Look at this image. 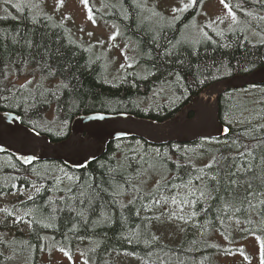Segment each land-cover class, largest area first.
I'll return each instance as SVG.
<instances>
[{"label": "trees", "instance_id": "obj_1", "mask_svg": "<svg viewBox=\"0 0 264 264\" xmlns=\"http://www.w3.org/2000/svg\"><path fill=\"white\" fill-rule=\"evenodd\" d=\"M137 1L120 0V8L106 19L135 43L140 71L107 84L101 57L78 43L65 26L32 2L0 0V112L15 114L23 126L59 142L69 136L71 122L80 115L128 114L161 123L178 115L214 82L264 67V40L253 43L241 29L211 32L194 46L181 39L205 0H197L173 24L157 30L139 23ZM228 2L252 30L264 31L260 19L264 4ZM32 77L37 80L31 87L18 82ZM164 82L171 83L176 101L145 110L142 104ZM218 109L219 120L228 128L219 140L160 146L137 138L110 142L101 157L81 170L57 162L22 164L8 153L0 154L10 161L0 167V194L41 185L32 199L16 205L30 215L33 230L22 245L0 242V264H17L28 252L35 258L44 236L68 251L84 245L90 264H103L107 255L120 252L147 264H217L216 257L224 250L215 237L229 241L231 223L237 221L264 239V205L255 210L241 205L243 187L235 201L241 211L235 215L220 211L230 178L241 185L252 180L253 173L244 171L250 165L257 177L264 174V86L222 95ZM196 148L199 162L194 161ZM208 164L212 167L206 168ZM48 166H61V173L71 177L68 184L36 173ZM194 169L216 177L204 181L209 191H215L211 199L187 205L190 223L178 243H165L152 226L148 207L161 194L188 196V189L181 186L190 177L194 185L201 184L194 179ZM229 172L238 175L229 177ZM157 174L163 182L145 189L146 178ZM253 184L261 190L259 179Z\"/></svg>", "mask_w": 264, "mask_h": 264}, {"label": "rangeland", "instance_id": "obj_2", "mask_svg": "<svg viewBox=\"0 0 264 264\" xmlns=\"http://www.w3.org/2000/svg\"><path fill=\"white\" fill-rule=\"evenodd\" d=\"M24 3L37 5L41 12L51 17L55 22L65 26L72 37L102 59L104 79L107 84H114L122 81L126 73H139L140 65L137 62V51L133 41L125 37L121 29L113 22L106 19L113 14V10L120 8V0H89V8L86 9L81 0H63L58 4L57 0H20ZM189 0H138L137 4L141 9L140 24H145L148 28L157 30L162 26H169L178 20L184 13L173 12V9L180 8ZM234 11V10H233ZM220 0H205L196 14L181 33V39L193 46L211 35V32H228L234 29H241L249 37L251 42L264 40V31H255L236 13L237 22L233 23L226 14ZM92 16L90 20L88 17ZM223 19V23L218 22ZM217 23H213V21ZM115 36V39L110 37ZM131 65V66H129ZM36 78H26L20 83H26L31 87ZM30 81V83H28ZM149 98V99H148ZM142 104L147 110L158 108L161 105L171 106L176 101L172 95L171 84H162L155 87L149 97ZM242 120V119H241ZM215 144V142H211ZM139 146V145H138ZM128 148V145H126ZM186 151V150H184ZM198 148L194 149L195 162H199ZM155 151H152L154 153ZM10 161L0 157V167L9 166ZM61 166H48L36 169L38 175L50 174L55 176L59 184H68L70 176L61 173ZM35 171V170H34ZM37 175V174H35ZM164 177L161 174L151 175L146 178L143 187L147 190L156 186ZM41 185H34L29 189H21L17 192L0 195V242L6 240L13 242L15 238V228L21 233L27 232V225H30V215L19 211L14 205L28 200L40 190ZM168 196L167 193L163 194ZM160 197V196H159ZM157 197L156 199H159ZM172 197V196H171ZM156 205L154 202L149 206L151 217H153V227L157 234L165 243L176 244L179 242L185 225L189 223V211L187 205H176L171 201ZM178 207H183L184 211L176 216L170 215ZM11 213L12 218L7 219V214ZM182 217V218H181ZM187 221V223H185ZM252 233L243 222H232L230 228L231 239L228 241L223 237H215L224 250L217 255V264H260L261 253L264 252L262 244L264 239ZM69 253L66 256L64 253ZM87 250L84 245H75L72 250H65L46 238L34 262L21 260L17 264H90ZM10 256V252H3ZM30 257V255H28ZM103 264H147L143 260L124 252L110 253L104 259Z\"/></svg>", "mask_w": 264, "mask_h": 264}, {"label": "water", "instance_id": "obj_3", "mask_svg": "<svg viewBox=\"0 0 264 264\" xmlns=\"http://www.w3.org/2000/svg\"><path fill=\"white\" fill-rule=\"evenodd\" d=\"M262 85L264 67L223 78L199 93L178 116L162 123L127 114L81 115L72 121L69 136L59 142H51L48 137L23 126L15 114L0 112V153H9L23 164L61 162L81 170L101 157L107 144L115 140L139 138L163 145L221 138L227 134V128L218 118L219 96L225 91Z\"/></svg>", "mask_w": 264, "mask_h": 264}, {"label": "snow or ice", "instance_id": "obj_4", "mask_svg": "<svg viewBox=\"0 0 264 264\" xmlns=\"http://www.w3.org/2000/svg\"><path fill=\"white\" fill-rule=\"evenodd\" d=\"M7 2V0H6ZM63 0H57L58 4H62ZM260 3L264 4V0H259ZM81 3L84 5V7L86 9H88L90 11L89 8V0H81ZM195 3H197V0H189V3L187 4H183L180 8L178 9H173V12L176 11H186L189 7L194 6ZM221 5L223 6V8L225 10H227L226 14L228 17L231 18V21L233 23L237 22V16L235 14V12L233 11L232 6L230 5V3L228 2V0H220ZM13 7H16L19 10V5H13ZM90 20L92 19V16L89 15L88 17ZM261 20H264V16L260 17ZM218 22L219 23H223V19H219L218 18ZM213 23H217V21H213ZM115 36L110 37V39H115ZM131 66V65H129ZM30 83V81L28 82ZM251 152H248L247 155H251ZM241 155H244V153H241ZM206 168H211L212 165L208 164L205 166ZM245 174L251 172L253 173V179L252 180H248L245 181V183L243 185L240 184L239 180H233V179H229V183L227 188L225 189V192L227 193V196L222 198V203L224 205V207L220 210L221 212L224 213H231L232 215H235V213L240 212L241 208L236 206V199L238 197H240V192H239V188L243 187L244 189V195L242 197V199H240V204L243 205L244 203H247L248 205V209L249 210H255L258 206L260 205H264V199H262V197H264V174L260 175L259 177H257L255 175V169L253 166H249L247 169L244 170ZM194 172L196 173V175L194 176V179L197 181H200L201 184L199 186L194 185L193 184V177H190L188 182L184 185H182L181 187L187 188L188 189V196H192L195 197V200H190L188 199V196L183 197L182 199H180L178 201L176 196H172L171 197V201L173 204H184V205H191V204H195V203H199L201 200H208L212 198V191H215V189H212L211 191H209L208 189V185L204 183L205 180H214L216 179V177H208L207 173L204 172V169H194ZM238 173H232L229 172V177L232 176H237ZM255 179H259L260 183H261V190H258L254 184H253V180ZM37 191H39V189H37ZM29 199H32V197L30 196ZM169 200L168 196H165L163 194L160 195L159 199H155L154 198V203L156 205H160L163 203H167ZM253 201H259V205L253 203ZM184 208L183 207H178L176 211H173L172 213H170V215L172 216H176L178 215V213L183 212ZM9 215H11V213H9ZM191 215H195V213H191ZM264 215V214H262ZM182 218V217H181ZM185 223H187V221H185ZM237 223H239V221H237ZM155 239V237H154ZM262 248H264V244H262ZM66 256H69V253L65 252L64 253ZM85 264H87V261H85ZM260 264H264V252L261 253V259H260Z\"/></svg>", "mask_w": 264, "mask_h": 264}, {"label": "flooded vegetation", "instance_id": "obj_5", "mask_svg": "<svg viewBox=\"0 0 264 264\" xmlns=\"http://www.w3.org/2000/svg\"><path fill=\"white\" fill-rule=\"evenodd\" d=\"M7 193H12V192H7ZM1 195H4V194H1ZM19 211H22V210H20V208H19ZM7 219L9 220L8 217H7ZM41 225L42 224H40V226ZM32 230H33V225L30 222V225L29 226L27 225V232L26 233H21V231L19 229H15L14 230L15 231V238L13 239V242H8L6 240H3V243H5V244H7V243H14L15 245H19V244L22 245V244L25 243L26 239L29 237V234L31 233ZM44 238H45V236H44ZM44 238H42L41 243H44V240H43ZM28 253H25L22 256V258L23 259H28L29 258V256H28L29 254Z\"/></svg>", "mask_w": 264, "mask_h": 264}, {"label": "bare ground", "instance_id": "obj_6", "mask_svg": "<svg viewBox=\"0 0 264 264\" xmlns=\"http://www.w3.org/2000/svg\"><path fill=\"white\" fill-rule=\"evenodd\" d=\"M171 84L170 82H164V83H162V84ZM172 87V86H171ZM229 92H231V91H225V92H223L220 96H219V98L222 96V95H225V94H227V93H229ZM172 95L174 96V94L172 93ZM219 98H218V102H219ZM101 114H103V113H101ZM163 180L164 179H162L158 184H161L162 182H163ZM180 199H178V201H179ZM176 205H184V204H176ZM120 214H122V213H120ZM252 232H253V230H251ZM261 237V236H260Z\"/></svg>", "mask_w": 264, "mask_h": 264}]
</instances>
